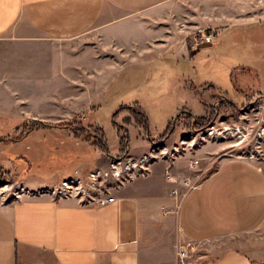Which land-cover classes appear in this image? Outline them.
I'll use <instances>...</instances> for the list:
<instances>
[{
  "label": "crops",
  "instance_id": "0c3cea01",
  "mask_svg": "<svg viewBox=\"0 0 264 264\" xmlns=\"http://www.w3.org/2000/svg\"><path fill=\"white\" fill-rule=\"evenodd\" d=\"M200 30H215L216 38L194 48L192 35ZM220 47L238 49L229 57L255 74L256 88L247 95L241 87V103L209 87L194 92L204 96V108L188 103L166 142L185 125L181 115L214 114L227 125L233 109L243 112L248 96L264 91L257 63L264 61V0H0V114L21 127L30 128L25 118L40 124L76 118L56 128L103 131L101 140H52V172L25 183L36 194L0 192V264H177V244L188 240L202 241L192 264H264L262 157L225 158L183 196L173 189L181 192L185 179L168 158L155 159L145 174L128 171L131 178L112 187L115 200L106 204L38 192L50 176L81 179L86 170L107 169L123 147L139 164L172 123L133 148L130 129L149 127L145 100L120 102L130 110L122 123L116 115L123 107L113 115L112 142L96 121L97 108L154 77L149 93H161L171 79L185 80L192 93L201 78L199 53L216 55Z\"/></svg>",
  "mask_w": 264,
  "mask_h": 264
},
{
  "label": "rangeland",
  "instance_id": "374dc122",
  "mask_svg": "<svg viewBox=\"0 0 264 264\" xmlns=\"http://www.w3.org/2000/svg\"><path fill=\"white\" fill-rule=\"evenodd\" d=\"M220 48V50H217L216 55L212 53L213 50L208 49H202L199 53L201 62L199 65V73L201 78L199 80L195 79L194 87L191 90L192 93L190 89H188L185 80L177 81V79H171L168 82L164 81L161 93H149L148 89H152L150 83L155 81L154 77L152 82L149 80L148 84L144 87L143 84H140L137 88L134 86L130 90L124 89L120 92L117 91L119 95L116 96L114 105H104L97 108V123L105 128L112 142L115 133H117L114 130L115 125H118L114 123L113 115L117 113L118 109L123 107V104H120V102L128 103V101L139 102L145 100L146 104L151 108L150 115H148L150 118L149 127L144 128L143 130L146 132L143 131V133L137 130V128L130 129L129 136L134 148L138 138L143 140V138H145L144 136L151 134L152 136H157L164 131V127L166 129L171 123V126H175L177 114L186 110V105L188 103H194L195 107L199 110L204 108V96L202 95L200 98H196L194 95L193 98L192 94H195L194 92L201 93L204 88L209 87L213 88L217 96L218 94L224 93L234 97L237 102L241 103V94L243 93L241 87L246 90L247 95L252 94L254 91L253 89H255L257 85V77L248 70H241L238 66L240 62H238L236 57H229L230 54H237L239 52L238 49H233V52H231L230 49L224 47ZM213 63H215L214 70L208 73L209 64L212 65ZM257 63L259 74L264 84V61L257 60ZM185 66L187 67L186 70L191 68L189 65L187 66L185 64ZM172 70H175V68L173 67ZM192 80H194V78H192ZM126 85L127 84L122 83L121 89ZM127 103L125 105H127ZM129 110L128 107H123L116 115L117 120L122 123L128 116L126 112ZM133 111L136 114L138 113L139 118L140 113L138 110L133 109ZM180 117L182 119L180 118L178 121L182 122L184 118L187 120L186 118H188V115L184 114ZM190 120L185 123L182 129H179L178 135L175 136V138H170L169 141L161 143L167 148L165 154L162 153V150L153 152V149L150 154H147L149 156L148 159L142 163L144 166L142 168L143 171H147V169L149 171L148 167L155 159L163 158L165 160L168 158L171 161V168L179 174L178 176L180 179L183 178L184 180L190 177L192 180L201 182V180L216 169L219 163L225 158L242 155L245 151L248 152V154L257 153L259 158H264L263 90L257 91L251 97L248 96L244 111L242 114L230 117L229 121H227L228 126L220 119L218 120L217 117L214 133L218 134V132L225 130L223 134L215 136L210 135L205 139L198 137L195 141H192L189 139L188 134L195 129L191 127L192 120ZM17 124L18 121L13 119L12 116L0 114V192H4V194L6 192L9 195L11 193H16V190H19L26 182L42 181L41 175L50 174V172H52L47 160L48 154L51 153L50 151L56 150L54 146L55 143L53 142H55L58 136L65 138L68 135V138H72L76 141L82 138H84V140L87 138L101 140L100 138L103 132L93 125L86 128L82 127L81 130H60L61 128L40 124V122L38 125H31L32 127L30 128L28 126H15ZM226 127L228 129H226ZM175 129L176 127L173 129L169 128V135L172 134V131ZM123 133L122 131V134ZM183 140L185 141L183 142ZM51 142L53 145L49 144ZM168 142L169 144H167ZM124 151V154L120 150L118 155L111 157L112 160L107 169L101 170L102 176L99 179H95V177L92 176V172L96 170L93 171L89 169L82 172L81 180H83L86 186H92V193L94 195L102 196L103 194H110L111 189H113L112 187L118 186L123 181L131 178L129 172L138 168L136 166L134 169L130 165L131 169H133L131 170L126 167L127 164H131L135 160L132 161L130 152L126 148ZM24 155L30 157L33 161L32 170L28 173L23 172L28 165L26 160L24 158H17V156ZM118 158L122 160L120 176L114 175L112 168V162ZM190 158H199L200 165L197 169L190 168ZM65 176V173H61L57 177L50 176L51 179L48 178V184L42 188L51 192L55 184H60L65 180ZM94 182H97L96 185L93 184ZM186 189L187 186L184 184L181 190L182 195Z\"/></svg>",
  "mask_w": 264,
  "mask_h": 264
},
{
  "label": "built area",
  "instance_id": "2783aa9c",
  "mask_svg": "<svg viewBox=\"0 0 264 264\" xmlns=\"http://www.w3.org/2000/svg\"><path fill=\"white\" fill-rule=\"evenodd\" d=\"M216 34L217 31L215 30H200L198 32L193 33L192 35V43H193V47H199L201 45L204 44H208L213 42V40L216 38ZM219 104V103H217ZM206 128V127H205ZM203 128L201 130H194L191 133L188 134L189 139H191L192 141H195L198 137H200L201 139H205L208 136H215L218 134H223L225 132L224 131H220L218 132V134L214 133V128L215 125H209L206 129ZM226 129H228L226 127ZM206 132V133H205ZM185 140H183L184 142ZM157 150H162L163 154H165L167 152V148H165V145L163 144H156L155 147H153V152L157 151ZM154 154V153H153ZM241 157H248L251 159H258L259 156L257 155V153H251L248 154V152L245 151V153H243L242 155H239ZM148 155L145 154L141 159L139 164L132 162V164H134V167H138V171H140L141 174H145V171L142 170L143 166V162L146 161L148 159ZM121 163L122 160L120 158L116 159L115 161L112 162V168H113V174L116 176H120V170H121ZM141 163V164H140ZM200 165V160L199 158H190L189 159V166L191 169H197ZM127 168H131L130 164H127L126 166ZM133 167V168H134ZM135 169V168H134ZM92 176L95 177V179H99L102 174L100 170H96L94 172H92ZM168 178L170 180L175 181L176 180V176L168 171ZM97 182H94L93 184L96 185ZM199 181L198 180H192L190 177H187L185 179V184L187 186V189L183 192V195H185L190 189L195 188L199 185ZM53 189L51 190V193H53L54 195H56L57 197L60 198H70V197H78L80 199H82L83 201H93V202H97L99 204H106L108 202H113L115 200V196L114 195H110L108 194H103L102 196H98V195H94L92 193V186L88 185L86 186L83 182V180L79 179V178H67L65 180H63L60 184H55L54 187H52ZM17 192L15 193V196H20L21 194L24 193H28L29 195L31 194H36L37 191H35L34 189H31L27 186H25V184L18 190H16ZM38 192H49L48 190L44 189V188H40L38 190ZM173 192L177 195H179L181 192H179V190L177 188L173 189ZM182 195V196H183ZM202 241L201 240H188L186 242H179L177 244V264H192V257L193 254L198 250L199 246L201 245Z\"/></svg>",
  "mask_w": 264,
  "mask_h": 264
},
{
  "label": "trees",
  "instance_id": "16d2710c",
  "mask_svg": "<svg viewBox=\"0 0 264 264\" xmlns=\"http://www.w3.org/2000/svg\"><path fill=\"white\" fill-rule=\"evenodd\" d=\"M232 113L235 114V115H239L241 113V110H236V109H233L232 110ZM186 122L191 119L192 120V126L191 127H194V129H202V128H205L211 124H213L215 122V119H216V116L214 114H212L211 116H199L197 118H194L191 116V114H188V118H186ZM190 120V121H191ZM76 121V118H73L71 120H65V121H62V122H57V123H53V122H44L45 125H51L53 127H67V126H70L72 125V123H74ZM40 121L38 120H34L32 118H25L23 120V123H25L26 125L29 124L30 127H32L31 125H38ZM169 128L172 129V126H170ZM169 128L168 130L161 136V140L163 141L164 138L168 135L169 133ZM174 131H172L173 133ZM101 138H103V135L101 136ZM126 147H123L122 148V153L124 154L125 149ZM17 158H24L26 160V162L28 163L27 167H25V169L23 170V172H26L28 173L30 170H32V166H33V161L30 157L24 155V156H17ZM48 161V160H47Z\"/></svg>",
  "mask_w": 264,
  "mask_h": 264
},
{
  "label": "flooded vegetation",
  "instance_id": "af4514ba",
  "mask_svg": "<svg viewBox=\"0 0 264 264\" xmlns=\"http://www.w3.org/2000/svg\"><path fill=\"white\" fill-rule=\"evenodd\" d=\"M241 113H242V112H241ZM241 113H240V114H241ZM233 115H235V114H232V116H233ZM193 119H194V118H193ZM216 120H217V118L215 119V122H216ZM215 122H214L213 124H211V125H215ZM193 128H194V127H193ZM202 129H203V128H202ZM195 130H201V129H195ZM165 142H166V140H165L163 143H165Z\"/></svg>",
  "mask_w": 264,
  "mask_h": 264
}]
</instances>
